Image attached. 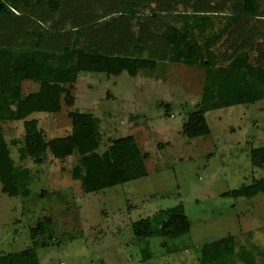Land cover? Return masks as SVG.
I'll use <instances>...</instances> for the list:
<instances>
[{
  "label": "rangeland",
  "instance_id": "obj_1",
  "mask_svg": "<svg viewBox=\"0 0 264 264\" xmlns=\"http://www.w3.org/2000/svg\"><path fill=\"white\" fill-rule=\"evenodd\" d=\"M145 12L138 16L119 15L116 10L101 16L92 12L93 22L84 27L89 34L117 21L133 28ZM69 28L65 26L66 31ZM88 33L81 36L83 42H90ZM220 43L214 52L220 66H225L228 60L223 53L228 49L223 40ZM157 63L155 71L135 78L126 73L80 74L71 91L72 107L63 102L58 114L29 117L38 121L49 141L70 134L73 111L93 114L100 120V152L119 138L134 137L145 159L147 176L142 179L84 194L80 180L71 176L77 156L55 160L47 154L40 165L20 162L22 124L1 123L15 165L27 168L30 178L18 197L0 191V255L30 247V229L44 223L46 234L37 239L38 264H201L204 245L229 237L234 247L226 264H264V195L224 196L264 178V98L252 105L207 112L210 134L189 139L181 129L198 110L204 69ZM250 63L257 64V51L252 48ZM21 86L26 97L39 93L32 82ZM180 203L191 230L173 244L188 245L187 250L171 253L164 240L133 237L135 221Z\"/></svg>",
  "mask_w": 264,
  "mask_h": 264
},
{
  "label": "trees",
  "instance_id": "obj_2",
  "mask_svg": "<svg viewBox=\"0 0 264 264\" xmlns=\"http://www.w3.org/2000/svg\"><path fill=\"white\" fill-rule=\"evenodd\" d=\"M115 10L128 16L147 12L133 28L117 21L87 32L84 26L93 22L92 12L101 16ZM52 19L54 24L48 25ZM85 32L90 42H83ZM222 40L228 49L223 53L228 60L225 66H220L214 52ZM251 48L257 51L256 65L250 63ZM159 61L204 69L198 110L188 116L181 131L189 139L207 137V112L252 105L264 98V0H0L1 193L18 197L30 178L29 170L15 165L11 157L1 127L7 121L22 124L20 162L40 165L47 154L55 160L77 156L71 176L80 180L84 194L146 177L145 159L133 136L119 138L99 151L100 120L93 114L73 111L70 134L49 141L38 121L29 117L58 114L63 102L72 107L71 91L80 74L118 77L126 73L135 78L141 72L155 71ZM23 82L38 85L39 93L24 96ZM258 194L264 195V178L224 196L251 199ZM44 225L30 229V247L0 255V264H38L37 239L46 234ZM190 230L181 203L131 225L135 239L164 240L171 253L189 248L173 243L187 237ZM233 247L231 237L204 245L201 264H226ZM142 254L145 257L147 251Z\"/></svg>",
  "mask_w": 264,
  "mask_h": 264
}]
</instances>
